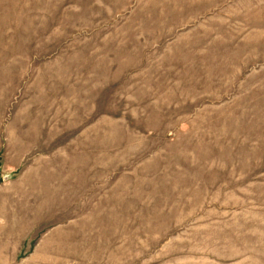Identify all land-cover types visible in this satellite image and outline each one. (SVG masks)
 Instances as JSON below:
<instances>
[{"label":"rangeland","instance_id":"obj_1","mask_svg":"<svg viewBox=\"0 0 264 264\" xmlns=\"http://www.w3.org/2000/svg\"><path fill=\"white\" fill-rule=\"evenodd\" d=\"M259 225L264 0H0V264H264Z\"/></svg>","mask_w":264,"mask_h":264},{"label":"bare ground","instance_id":"obj_2","mask_svg":"<svg viewBox=\"0 0 264 264\" xmlns=\"http://www.w3.org/2000/svg\"><path fill=\"white\" fill-rule=\"evenodd\" d=\"M262 226L259 225V229H258V233H257V247L259 249H261L262 247H264V231H261Z\"/></svg>","mask_w":264,"mask_h":264}]
</instances>
